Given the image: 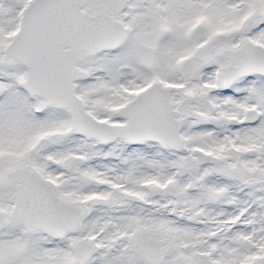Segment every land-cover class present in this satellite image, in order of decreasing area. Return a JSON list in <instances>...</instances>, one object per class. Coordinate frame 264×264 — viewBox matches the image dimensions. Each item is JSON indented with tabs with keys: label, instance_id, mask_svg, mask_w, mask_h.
<instances>
[{
	"label": "snow or ice",
	"instance_id": "snow-or-ice-1",
	"mask_svg": "<svg viewBox=\"0 0 264 264\" xmlns=\"http://www.w3.org/2000/svg\"><path fill=\"white\" fill-rule=\"evenodd\" d=\"M0 264H264V0H0Z\"/></svg>",
	"mask_w": 264,
	"mask_h": 264
}]
</instances>
